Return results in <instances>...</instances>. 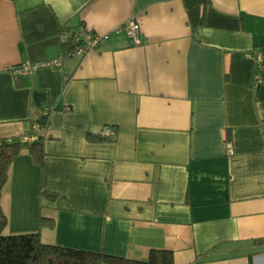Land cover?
Instances as JSON below:
<instances>
[{
  "label": "crops",
  "instance_id": "0c3cea01",
  "mask_svg": "<svg viewBox=\"0 0 264 264\" xmlns=\"http://www.w3.org/2000/svg\"><path fill=\"white\" fill-rule=\"evenodd\" d=\"M130 19L138 44L117 31ZM64 27L110 39L15 78L69 50ZM257 52L264 0H0V140L32 135L50 108L43 168L25 149L9 167L3 234L134 260L162 249L174 264H264Z\"/></svg>",
  "mask_w": 264,
  "mask_h": 264
},
{
  "label": "trees",
  "instance_id": "16d2710c",
  "mask_svg": "<svg viewBox=\"0 0 264 264\" xmlns=\"http://www.w3.org/2000/svg\"><path fill=\"white\" fill-rule=\"evenodd\" d=\"M70 28V27H64ZM70 50L72 47L67 46ZM46 137V136H45ZM45 137L33 142L22 143L19 139L0 140V194L5 185L12 161L25 149L43 168ZM92 140H104V136H90ZM56 193L41 190L40 198L54 201ZM6 216L0 206V264H174L169 250L152 249L146 260H134L107 254L103 251H87L70 247L46 244L40 233L4 235ZM48 224L40 216V227ZM51 225V224H50Z\"/></svg>",
  "mask_w": 264,
  "mask_h": 264
},
{
  "label": "built area",
  "instance_id": "2783aa9c",
  "mask_svg": "<svg viewBox=\"0 0 264 264\" xmlns=\"http://www.w3.org/2000/svg\"><path fill=\"white\" fill-rule=\"evenodd\" d=\"M123 30L127 36L131 39V42L138 44L140 42V24L135 19H130L126 21L120 28H117V31ZM110 39V33L105 34H96L91 31H87L84 28L80 30H75L73 28L62 29L59 35V42L63 46L72 47L65 54L59 56L58 58L43 62V63H23L19 66H15L12 69V72L15 78H21L23 76H31L35 74L38 69L42 66L51 65V66H60L62 62L73 55L83 56L90 50H93L99 47L103 42ZM259 66L262 67L264 64V54L263 52H257L255 54H249ZM254 84L258 86L261 83V73L260 69L254 73ZM50 108L46 106L42 109L41 115L44 119V122L35 121L33 123L32 129L33 134L30 136H22L19 138V141L22 143L29 142L31 140H38L41 137H45L49 129L48 114ZM114 130L112 128L106 127L103 136H108L112 134ZM230 148V145L228 146Z\"/></svg>",
  "mask_w": 264,
  "mask_h": 264
}]
</instances>
